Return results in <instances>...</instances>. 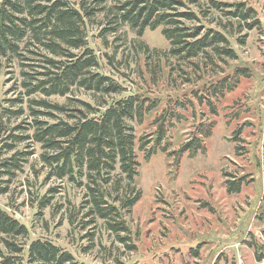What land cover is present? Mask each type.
Masks as SVG:
<instances>
[{"label":"rangeland","instance_id":"374dc122","mask_svg":"<svg viewBox=\"0 0 264 264\" xmlns=\"http://www.w3.org/2000/svg\"><path fill=\"white\" fill-rule=\"evenodd\" d=\"M69 1L77 6L80 0ZM185 1L205 29L226 36L236 58L214 55V63L203 55L178 58L169 52L162 26L137 35L128 24L114 22L107 9L113 4L109 0L85 27L88 46L98 60L94 70L122 84L126 92L120 95L137 93L159 101L141 124L129 121L140 163L133 181L140 197L129 211H123L130 239L121 242L102 219L89 222L86 206H82L83 188L66 179L46 178L48 169L39 159L40 146L22 142L13 150L33 149V154L9 182L0 167V189L7 187L6 192H0V208L27 227L25 242L50 240L84 264H264V0H217L230 4L244 1L253 7L255 17L247 21L225 14L229 7L213 8L208 0ZM86 3L97 4L95 0ZM255 19L258 23L248 28L247 23ZM238 67L247 68L249 76H240L233 90L225 91L218 100L206 92L209 83ZM18 69L15 59L0 65V112L9 107L24 109L20 116L0 114L4 127L0 131V162L13 152L3 148L10 141L8 133L16 132L13 127L18 123L26 126L24 122L31 120L27 98L21 104L13 102L22 92ZM201 94L214 102L215 114L210 113L205 99L199 102ZM75 98L94 105L100 102L98 95L76 87L65 96L47 97L71 106ZM172 111L180 115L179 120ZM162 113L174 124L168 129L169 150L187 139L194 123L212 121V134L204 141L205 153L194 157L183 153L175 165L172 157L158 151L145 161L138 150V138L148 139L157 125L153 119ZM119 176L118 168L111 173L112 180ZM240 177V191L228 192L225 181ZM112 180L104 188L115 196ZM125 181L123 178L122 183ZM53 187L58 190L50 192ZM46 197L50 202L42 206ZM26 249L27 245L24 261Z\"/></svg>","mask_w":264,"mask_h":264},{"label":"trees","instance_id":"16d2710c","mask_svg":"<svg viewBox=\"0 0 264 264\" xmlns=\"http://www.w3.org/2000/svg\"><path fill=\"white\" fill-rule=\"evenodd\" d=\"M95 1L97 4L90 6L87 0H80L76 6L69 0H0V65L3 61L16 60L20 78L18 86L22 92L21 97H16L13 102L21 104L26 97L31 116L30 121L24 122L26 126L18 123L13 127L17 131L8 133L6 139L10 141H6L3 148L10 151L17 143H37L42 150L39 159L48 169L46 178L66 179L83 188L82 206H86L85 216H90L89 222L102 219L105 228L125 243L130 237L123 211H129L140 197V191L133 185L140 163L134 150V128L129 121L141 124L159 101L137 93L120 95L126 92L122 84L94 70L98 60L88 46L85 27L97 12L106 8L103 4L108 0ZM109 1L113 4L107 9L115 18L114 22L128 24L137 35H142L146 29L155 30L162 26L161 33L170 43L169 52L178 58L189 60L203 55L214 63V55L237 57L234 49L227 46L226 36L220 31L205 29L199 23L198 14L185 0ZM208 3L221 10L229 7L225 14L232 18L247 21L255 17V9L244 1L230 4L208 0ZM257 23L255 19L246 26L252 28ZM240 76H249L247 68H236L232 74L209 83L205 90L218 100L225 91L237 86ZM72 87L98 95L100 102L94 105L75 98L72 99L75 105L71 106L47 99L52 95L65 96ZM37 94L41 97H32ZM112 94L120 96L114 98ZM203 99L210 113L215 114L211 98L199 95L200 103ZM179 104L184 105L183 102ZM5 110L1 112L6 116H20L24 109L20 106ZM172 116L177 120L180 118L175 111ZM153 124L157 125L148 139L138 138V150L143 152L145 161L160 151L172 157L175 165L183 153L188 157L205 153L204 141L212 134L213 128L212 121L196 122L187 139L177 149L169 150L168 129L174 126L171 117L166 118L162 113L153 119ZM3 130L0 119V131ZM32 150L15 149L1 160V172L8 176L7 182L23 170ZM117 168L120 176L112 180L111 173ZM123 178L125 183H122ZM111 180L115 196L104 188ZM225 183L228 192L238 193L243 177L227 179ZM57 190L58 187L49 189L50 192ZM6 191L7 187L0 189V192ZM49 200L46 197L41 201L42 206ZM117 201L120 205L115 203ZM27 236V227L0 208V264H84L50 240L36 238L27 243ZM26 245L27 260L24 261ZM256 257L258 260L262 258L259 253Z\"/></svg>","mask_w":264,"mask_h":264}]
</instances>
